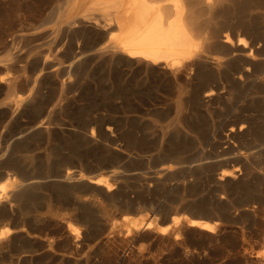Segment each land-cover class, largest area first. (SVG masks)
<instances>
[{
    "label": "bare ground",
    "instance_id": "6f19581e",
    "mask_svg": "<svg viewBox=\"0 0 264 264\" xmlns=\"http://www.w3.org/2000/svg\"><path fill=\"white\" fill-rule=\"evenodd\" d=\"M8 17L14 24V34L24 43L41 36L47 40V49L20 68L18 63L28 59V53L10 50L7 57L14 62L0 61V71L7 72L0 77V91L5 95L0 108L4 115L18 121L37 109L44 108L41 112L47 115L40 121L23 122V128L0 148L1 260L24 264L37 253L34 248L14 250V245L24 238L38 241L46 230V227L27 229L23 210L26 205L38 203L47 191V183L58 194L54 205L45 195L47 208L54 207L52 216L60 217L61 209L70 212L69 219L61 218L56 224V229L64 231L70 240L78 238L82 226L93 227V208L101 218L108 215L107 209L93 197H102L115 206L118 201L115 189L130 176L164 185L183 171L205 173L213 162L214 158L204 152L186 161L183 154L190 150V144L178 142L162 147L160 156L166 162L151 174L118 168L93 174L95 167L88 157L75 152L71 158L81 168L85 167L86 172L66 169L55 174L50 163L55 152L50 150L45 156L44 173L17 179L9 171L15 165L11 163L13 158L30 150L27 143L35 150L38 136L54 145L58 132H74L55 125L54 113L76 104L87 95V90L89 94L108 92L117 98L119 88L123 97L117 99H126L127 103L119 108L107 107L112 115L124 118L173 115L162 133L174 126L191 136L199 150L203 141L200 120L225 108L234 118L226 124L221 138L228 145L223 161L243 163L248 171L245 177L253 170L264 175V0H9ZM27 69L29 76L21 83L19 76L11 74L13 70ZM98 71L103 73L101 85L95 80ZM140 82L151 89L149 95L134 92ZM167 100L172 104H167ZM53 101L56 103L52 108H45ZM229 103L235 105L228 109L225 105ZM104 109L101 106L97 110ZM106 130L113 133L111 126ZM250 135L254 136L250 145L262 142L261 147L234 153L238 143H244ZM128 137L132 146L141 142L132 134ZM88 140L97 143L94 129ZM241 175L238 168L221 170L217 178L220 189H230L236 184L238 190L237 184L244 180ZM244 189L247 194L257 191L253 187ZM69 196L76 201L68 200ZM126 204L128 208L137 207L132 201ZM224 210L225 207H219L214 213L223 214ZM162 211L165 217L161 224H157V217L145 221L141 209L134 216L126 211L122 220L127 225L119 233L128 238L136 231L155 229L160 235L173 234L178 238L183 224L212 234L222 221L200 215L189 217L167 207ZM35 222H40L39 216ZM115 225L116 222L111 223L110 235L114 234ZM48 247L52 249L51 242ZM255 258L258 264H264V251Z\"/></svg>",
    "mask_w": 264,
    "mask_h": 264
},
{
    "label": "rangeland",
    "instance_id": "374dc122",
    "mask_svg": "<svg viewBox=\"0 0 264 264\" xmlns=\"http://www.w3.org/2000/svg\"><path fill=\"white\" fill-rule=\"evenodd\" d=\"M8 1L0 0V61L12 63L8 53L22 51L28 53V59L18 63L19 68L33 61L37 54L47 49V40L41 36L32 37L29 43L14 34V24L8 17ZM19 71V70H18ZM13 70L11 74L19 76V83L29 76V70L18 72ZM7 72L0 71V77ZM102 71L95 75L100 85L103 84ZM96 83V82H94ZM91 85V84H88ZM87 85V86H88ZM117 95L123 94L117 88ZM149 87L138 83L136 91L138 95L147 96ZM76 104L71 103L59 113H54V123L58 126H66L74 129V132L57 133V142L52 145L43 141L42 137L35 138L38 147L32 150L27 143L29 151L14 157L11 163H15L9 171L16 174L17 179H27L35 174L44 173L47 169L46 154L53 150L55 156L51 160V170L56 174L66 169L84 170L71 158L72 153L83 154L94 165L93 174L107 173L112 169L142 174H151L166 162L160 156L162 147L172 143H189L190 150L183 154L186 161H192L199 153L204 152L212 156L213 162L205 173L183 171L170 183L160 184L142 181L140 178L130 176L124 185L116 187L117 204L111 206L102 197H93L102 207L106 208L108 215L101 218L93 208L94 225L91 229L82 226L78 238L67 239L64 231H58L56 224L61 218H70L68 209H61L60 217H53L51 212L54 207L48 209L46 196L51 198L53 205L57 200L56 189L47 183L45 195H42L36 205L24 207V218L27 220V229H42L46 227L42 237L38 241L20 239L14 250L34 248L37 251L32 258L24 264H258L255 256L264 251V175L258 171L251 172L249 176L246 167L240 162H224L227 155V144L221 140L225 133V126L233 120L234 115L222 110H216L212 116L200 120L202 144L200 150L191 136L181 133L176 127L171 126L162 133V128L170 125L173 115L169 117L145 115L140 117L124 118L120 114L112 115L107 107L119 108L127 103L117 98H112L108 92L88 93ZM124 97L127 91L124 90ZM5 100V95L0 91V106ZM56 101L49 102L45 108H52ZM167 104L172 101L167 100ZM235 103L225 106L229 109ZM105 107L98 111L99 107ZM44 108L30 111L21 120H15L3 114L0 108V148L6 145V140L14 136L23 128V122L40 121L47 115ZM108 126L113 127V133L107 132ZM153 126V128H152ZM94 129L97 143L88 140ZM224 131V132H223ZM140 139L136 146L131 145L129 135ZM264 135V132L262 133ZM254 136H249L244 143H238L234 153L245 152L248 149L257 150L262 142L251 144ZM64 143V146L60 144ZM183 145V144H182ZM24 156L28 157L27 159ZM264 162V161H263ZM225 163V165H222ZM264 166V164H263ZM99 167L100 170L96 168ZM239 169L244 180L232 188L221 190L217 178L223 169ZM49 169V168H48ZM241 175V176H242ZM245 187H253L256 192L247 194ZM90 197V195H84ZM68 200L75 202L74 196ZM135 202L137 207L128 208L127 202ZM177 209L181 214L189 217L200 215L202 217L229 218L234 221L227 225L220 222L215 233L209 234L198 227H190L183 224L179 229L178 238L173 234L160 235L155 229L149 231H136L125 238L123 233L127 225L122 217L126 211L134 216L141 209L145 221L157 217V224L165 217L163 208ZM225 207L224 213L215 214L214 210ZM134 209V210H133ZM172 214H168L169 216ZM36 216L40 222L36 223ZM217 220V219H215ZM116 222L115 231L110 235V226ZM12 224V223H11ZM80 227L81 225L78 224ZM53 247H48L49 243ZM22 249V250H23ZM0 264H17L15 261L1 260Z\"/></svg>",
    "mask_w": 264,
    "mask_h": 264
},
{
    "label": "water",
    "instance_id": "95a60500",
    "mask_svg": "<svg viewBox=\"0 0 264 264\" xmlns=\"http://www.w3.org/2000/svg\"><path fill=\"white\" fill-rule=\"evenodd\" d=\"M135 213H138V211H136ZM167 218H168V221H170L171 215L167 216ZM222 223L230 225V224H233L234 221L229 218H222Z\"/></svg>",
    "mask_w": 264,
    "mask_h": 264
},
{
    "label": "snow or ice",
    "instance_id": "6c2138e0",
    "mask_svg": "<svg viewBox=\"0 0 264 264\" xmlns=\"http://www.w3.org/2000/svg\"><path fill=\"white\" fill-rule=\"evenodd\" d=\"M240 43H241V44H243V43H244V41H243V40H241V41H240ZM2 190H3V186H2V185H0V191H2Z\"/></svg>",
    "mask_w": 264,
    "mask_h": 264
}]
</instances>
